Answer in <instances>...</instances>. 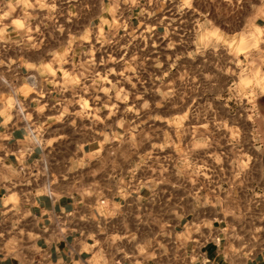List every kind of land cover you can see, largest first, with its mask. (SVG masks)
Listing matches in <instances>:
<instances>
[{
    "label": "crops",
    "instance_id": "1",
    "mask_svg": "<svg viewBox=\"0 0 264 264\" xmlns=\"http://www.w3.org/2000/svg\"><path fill=\"white\" fill-rule=\"evenodd\" d=\"M46 2L0 0V264H264V0Z\"/></svg>",
    "mask_w": 264,
    "mask_h": 264
},
{
    "label": "rangeland",
    "instance_id": "2",
    "mask_svg": "<svg viewBox=\"0 0 264 264\" xmlns=\"http://www.w3.org/2000/svg\"><path fill=\"white\" fill-rule=\"evenodd\" d=\"M46 4H47V9H51L53 10L54 8H57V6L55 5V0H46ZM37 2V1H36ZM56 6V7H55ZM96 5H95V10H96ZM64 26V21L62 20L61 23ZM84 24V22L82 23V21L80 20L78 22V27H82ZM93 25V37L92 38H88L87 43L93 46V54H92V58L93 59H97V58H103L104 60H108L109 62L112 60H116L117 56V50L119 49V46H123V45H128V44H136L139 42L140 38H134L133 36H130L126 33H123L122 31H120L119 33H117L116 31L113 32L114 34L110 33L108 31V26L106 27L107 30H103L102 29V25L98 24V21H94ZM113 28L117 29L119 27H124L123 24H120L119 20L114 19V23L112 25ZM109 33V34H108ZM101 45H103L104 50H106V52L103 53L102 48L100 47ZM129 54L126 53V56H128ZM103 56V57H102ZM128 60V58H126ZM263 89H264V78L261 79L260 81ZM245 84H248V82H245ZM110 107L114 108L117 107V100H110ZM117 117H113L110 116V121L114 122V120ZM129 118V117H127Z\"/></svg>",
    "mask_w": 264,
    "mask_h": 264
},
{
    "label": "built area",
    "instance_id": "3",
    "mask_svg": "<svg viewBox=\"0 0 264 264\" xmlns=\"http://www.w3.org/2000/svg\"><path fill=\"white\" fill-rule=\"evenodd\" d=\"M29 135L32 136V137H34V130L29 129Z\"/></svg>",
    "mask_w": 264,
    "mask_h": 264
}]
</instances>
